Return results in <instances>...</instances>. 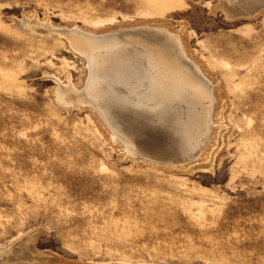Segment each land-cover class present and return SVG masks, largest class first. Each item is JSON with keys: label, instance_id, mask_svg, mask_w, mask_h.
I'll return each instance as SVG.
<instances>
[{"label": "rangeland", "instance_id": "374dc122", "mask_svg": "<svg viewBox=\"0 0 264 264\" xmlns=\"http://www.w3.org/2000/svg\"><path fill=\"white\" fill-rule=\"evenodd\" d=\"M49 26L125 35L197 70L212 122L201 152L126 154L80 102L86 57ZM0 251L1 264H264V10L0 0Z\"/></svg>", "mask_w": 264, "mask_h": 264}, {"label": "bare ground", "instance_id": "6f19581e", "mask_svg": "<svg viewBox=\"0 0 264 264\" xmlns=\"http://www.w3.org/2000/svg\"><path fill=\"white\" fill-rule=\"evenodd\" d=\"M260 2L264 0H218V8L233 18ZM18 23L40 24L30 19ZM51 29L70 35L68 38L75 48L86 57L87 80L80 102L89 105L105 122L110 134L123 142L126 154L171 162L201 152L212 122L210 104L193 94L197 86L192 85L191 77L198 74L197 70L192 71L182 65L181 58L162 53L158 48L153 51L143 43L129 41L123 33V37L92 36L77 29ZM76 36L81 39L73 40ZM198 78L206 87L207 82L199 75ZM3 251H0V264L10 250Z\"/></svg>", "mask_w": 264, "mask_h": 264}, {"label": "water", "instance_id": "95a60500", "mask_svg": "<svg viewBox=\"0 0 264 264\" xmlns=\"http://www.w3.org/2000/svg\"><path fill=\"white\" fill-rule=\"evenodd\" d=\"M261 10H264V3L260 2L259 5L252 6L248 9H246L245 12H242V14H236L235 17H239V16L252 17V16L256 15ZM235 17H233V18H235ZM228 18H230V17H228Z\"/></svg>", "mask_w": 264, "mask_h": 264}]
</instances>
